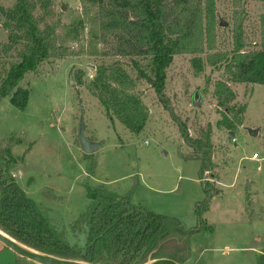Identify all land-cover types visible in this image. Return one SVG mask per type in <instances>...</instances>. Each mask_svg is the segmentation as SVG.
<instances>
[{
	"label": "rangeland",
	"instance_id": "1",
	"mask_svg": "<svg viewBox=\"0 0 264 264\" xmlns=\"http://www.w3.org/2000/svg\"><path fill=\"white\" fill-rule=\"evenodd\" d=\"M15 2L0 0V80L9 66L19 61L24 45L22 41L9 42L11 31L2 14ZM50 4L54 12L61 10L62 4L66 11L81 9L80 0H51ZM215 5L216 47L229 53L236 21L233 1L215 0ZM239 12L245 48L259 49L264 0H241ZM35 15L41 17L43 10L37 8ZM42 20L51 23L54 17ZM193 57L176 55L166 70L165 94L172 115L163 109L150 86L137 79L134 93L148 110V120L139 134L131 133L115 117L109 118L87 84L98 66L113 61L136 79L132 62L145 69L146 59L85 54L48 59L20 82L28 91L23 108L14 107L9 98L1 101L0 165L9 162L14 180L70 246L83 248L85 244L86 223L94 206L86 197L88 188L101 187L108 194L129 197L133 204L175 217L190 228L196 224L194 204L205 198L203 181L219 190L206 216L208 224L219 230L220 224L227 223L223 218L227 209L228 222L239 229L244 223L242 216L251 219L256 226L254 232L247 230L248 235L258 236L255 244L264 246V85L228 82L235 98L230 104L233 109L226 111L217 105L214 94L215 84L229 78L223 69L226 63L212 67L201 55L203 65L197 71ZM197 101L200 105L194 106ZM80 121L84 138L99 143L93 153H84L78 141ZM179 124L185 125L193 139L210 128L214 167L203 174V181L198 176L200 162L190 158L193 152L183 141ZM249 129L258 130L257 135ZM199 236L209 241L206 233L192 236L193 251ZM193 255L195 258L196 253Z\"/></svg>",
	"mask_w": 264,
	"mask_h": 264
},
{
	"label": "trees",
	"instance_id": "2",
	"mask_svg": "<svg viewBox=\"0 0 264 264\" xmlns=\"http://www.w3.org/2000/svg\"><path fill=\"white\" fill-rule=\"evenodd\" d=\"M232 1L236 21L233 47L227 53L216 47L215 0H80L79 12H54L51 0H16L2 14L5 27L11 31L9 42L22 41L24 45L19 61L11 64L0 80V103L9 98L14 107L23 108L28 91L19 86L20 82L48 59L84 54L146 59L145 69L139 62H132L136 79L121 63L113 61L98 66L87 84L109 118L115 117L131 133L139 134L148 120V110L134 93L137 79L144 80L163 109L171 112L165 76L172 58L192 55V65L200 71L204 55L212 67L226 63L223 69L229 78L215 84L214 94L217 105L231 111L235 95L228 82L264 85V15L259 49L247 50L242 21L237 20L241 0ZM37 8L43 10L39 18L35 15ZM49 15L54 21L44 23L42 18ZM179 126L183 141L192 149L190 158L200 162L198 176L203 181V174L214 167L210 128L193 139L184 124ZM8 167L9 162L5 167L0 165V232L40 254L83 264H147L158 259L183 264L190 257L191 237L203 230L212 231L204 215L219 190L208 182L202 183L205 198L194 204L196 224L190 228L175 217L133 204L129 197L108 194L101 187L88 188L86 197L94 201V206L86 223L85 244L83 248L70 246L21 189ZM258 264H264V255Z\"/></svg>",
	"mask_w": 264,
	"mask_h": 264
},
{
	"label": "crops",
	"instance_id": "3",
	"mask_svg": "<svg viewBox=\"0 0 264 264\" xmlns=\"http://www.w3.org/2000/svg\"><path fill=\"white\" fill-rule=\"evenodd\" d=\"M225 212L223 218L227 223L220 224L219 230L212 228L207 222L206 216L210 215L211 210L205 213L204 218L212 231L203 230L195 235L206 233L209 241L205 242L199 236V244L196 243L195 251L192 248L194 244L191 242L190 257L183 264H258L260 256L264 255V246H262V243L256 245L255 240L258 236L255 238L252 233L248 235L247 232L250 228L254 232L255 223H252L251 219L246 221L242 216L241 220L244 223L241 224V229H239V225H233L232 221L228 222L227 213L229 210L226 209ZM258 230H260V227ZM194 253H196L195 258ZM0 264L37 263L17 255L0 241Z\"/></svg>",
	"mask_w": 264,
	"mask_h": 264
},
{
	"label": "water",
	"instance_id": "4",
	"mask_svg": "<svg viewBox=\"0 0 264 264\" xmlns=\"http://www.w3.org/2000/svg\"><path fill=\"white\" fill-rule=\"evenodd\" d=\"M66 4H62L61 11L66 10ZM222 25V24H221ZM226 25V24H224ZM194 106L200 105V101L194 102ZM249 133H251L253 136H256L258 133V130H248ZM229 135L233 137V133L230 132ZM78 141L82 147V150L86 154L93 153L97 150L99 143L98 142H91L84 138V125L83 122L80 121V128L78 132ZM0 241L9 249H11L14 253L17 255L24 257L28 260H31L37 264H83L75 261H68V260H62L58 258H54L48 255L40 254L38 252H35L33 250H30L20 244H18L13 239L9 238L2 232H0ZM147 264H177L176 262L169 260V259H158L152 262H149Z\"/></svg>",
	"mask_w": 264,
	"mask_h": 264
},
{
	"label": "built area",
	"instance_id": "5",
	"mask_svg": "<svg viewBox=\"0 0 264 264\" xmlns=\"http://www.w3.org/2000/svg\"><path fill=\"white\" fill-rule=\"evenodd\" d=\"M253 157H254V159H257V155L256 154H254Z\"/></svg>",
	"mask_w": 264,
	"mask_h": 264
}]
</instances>
